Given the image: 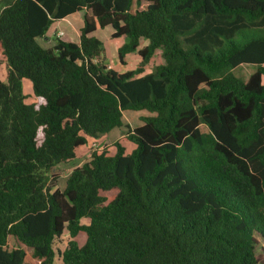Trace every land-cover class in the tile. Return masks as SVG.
Segmentation results:
<instances>
[{
  "label": "trees",
  "instance_id": "obj_1",
  "mask_svg": "<svg viewBox=\"0 0 264 264\" xmlns=\"http://www.w3.org/2000/svg\"><path fill=\"white\" fill-rule=\"evenodd\" d=\"M80 11L78 41L40 43ZM110 26L136 69L107 63ZM0 46V264H57L65 231L62 264H264V0H8ZM123 126L131 152L94 151L53 190L58 164Z\"/></svg>",
  "mask_w": 264,
  "mask_h": 264
},
{
  "label": "rangeland",
  "instance_id": "obj_2",
  "mask_svg": "<svg viewBox=\"0 0 264 264\" xmlns=\"http://www.w3.org/2000/svg\"><path fill=\"white\" fill-rule=\"evenodd\" d=\"M5 1L8 0H0V9H2ZM79 15L83 19V12L80 11ZM71 17V16H70ZM78 21H74L72 18L68 19L67 21H62L54 24L50 31L47 33V35L43 38H39L40 43L45 47H50L54 45L55 43V36H60L64 40H69L70 33H73L72 31H75L78 28ZM74 26V28H73ZM112 28L106 27L98 29L95 33L96 36H98L103 42L105 47V54H106V61L108 64H110L111 67L120 70V71H126L131 69H136L137 66L140 63V56L137 53L131 54V56H128L129 62L127 64H121L118 59V48L124 43V38H113L112 37ZM80 36V29L78 31L77 37L75 40H78ZM146 40H142V44H145ZM163 61L162 54L160 51H158L154 57L151 59V61L146 66V72L151 71L154 66L158 63H161ZM127 62V60H126ZM256 70V67L250 64H240L235 68V73L242 76L245 80L249 78V76ZM0 80L7 81V64L5 61V58L2 53V48L0 46ZM23 90L25 94L27 95V102L28 103H34L39 104L42 102V99L35 96L32 88V83L29 79L23 80ZM144 110H128L127 113H125V121L126 124L130 127H135L142 123V115L146 114ZM125 124V125H126ZM203 131H206L207 129L204 127V125L201 126ZM127 126H123L122 129L118 130L120 131L119 135H117V138L109 140L104 138V136L99 137L98 139H89L88 143L84 145L83 147H80L77 150V156L75 159L63 162L58 164L52 171L53 174L58 175V179L56 181V185L53 187V190L56 188H59L63 190L66 186V182L68 179L69 174L71 171L81 166L85 161L90 159L92 153L94 151H102L103 149H106L108 153L114 154L116 151V147L114 143L116 141H120L126 148V152H131L135 144L131 141H129L126 138L125 133L128 131ZM83 223H87L89 221L88 218H84ZM70 235L68 231H65L60 237H58L55 241V249H56V263L62 264V257L60 255V251H63L70 240ZM86 235L84 233H80L76 239L80 244H83L85 241ZM261 244V243H260ZM9 245L10 247H16L21 246V244L16 240L14 237H9ZM28 249V248H27Z\"/></svg>",
  "mask_w": 264,
  "mask_h": 264
},
{
  "label": "crops",
  "instance_id": "obj_3",
  "mask_svg": "<svg viewBox=\"0 0 264 264\" xmlns=\"http://www.w3.org/2000/svg\"><path fill=\"white\" fill-rule=\"evenodd\" d=\"M83 12V11H82ZM71 16V17H70ZM73 19L74 21H78V28L76 29V27H75V31L73 30L72 32L73 33H70V38H68L69 40H67V41H78V40H75V38L77 37V34H78V31H79V29H80V27L82 26V24H83V19L81 18V16L79 15V12H77V13H74V14H71V15H69V16H67L66 18H64L62 21H67L68 19ZM62 21H59V22H61L62 23ZM58 23V22H57ZM73 28H74V26H73ZM51 29V28H50ZM50 31V30H49ZM131 54H134V53H130V54H128L127 56H126V60H127V62H126V64L129 62V57L128 56H131ZM128 112V111H127ZM126 112V113H127ZM144 112V111H143ZM125 116V115H124ZM120 129H122V127H120V128H114L113 130H111L108 134H106V135H103L104 136V138H106V139H109V140H112V139H116L117 138V135H119V133H120V131H118V130H120ZM89 139H95V138H89ZM96 139H98V138H96ZM83 147V146H82ZM79 149V148H78Z\"/></svg>",
  "mask_w": 264,
  "mask_h": 264
}]
</instances>
